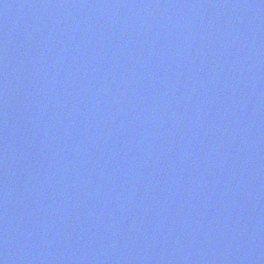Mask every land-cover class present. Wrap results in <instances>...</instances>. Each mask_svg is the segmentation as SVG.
<instances>
[{"label":"water","instance_id":"95a60500","mask_svg":"<svg viewBox=\"0 0 264 264\" xmlns=\"http://www.w3.org/2000/svg\"><path fill=\"white\" fill-rule=\"evenodd\" d=\"M0 264H264V0H0Z\"/></svg>","mask_w":264,"mask_h":264}]
</instances>
